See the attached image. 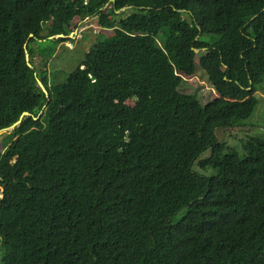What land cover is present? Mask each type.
Instances as JSON below:
<instances>
[{
    "label": "trees",
    "instance_id": "obj_1",
    "mask_svg": "<svg viewBox=\"0 0 264 264\" xmlns=\"http://www.w3.org/2000/svg\"><path fill=\"white\" fill-rule=\"evenodd\" d=\"M90 15L47 86L28 43ZM263 79L264 0H0V264H264V137L215 133Z\"/></svg>",
    "mask_w": 264,
    "mask_h": 264
},
{
    "label": "rangeland",
    "instance_id": "obj_2",
    "mask_svg": "<svg viewBox=\"0 0 264 264\" xmlns=\"http://www.w3.org/2000/svg\"><path fill=\"white\" fill-rule=\"evenodd\" d=\"M123 8L127 11L129 7ZM70 28L71 31L65 34L62 39H53L47 36L41 40H32L28 43L33 50L30 59L36 67V73L38 76L44 77L47 86L62 81L66 73L80 62L88 46L107 34L105 32L107 28L100 30L96 17L92 15L83 19L74 18ZM40 49L45 51L43 54L48 53L46 55L48 59L44 66V60L42 61L41 57H45V55L40 56L38 54ZM42 67H44V70L39 69ZM185 79V88L183 84L181 86L187 91L193 92L200 102L203 103L214 96V90L210 87L205 79L204 71L199 66H196L195 72L185 77ZM39 86L44 91L43 86L41 84ZM253 94L256 102L250 114L242 120L241 124L215 129L217 139L223 142L224 146L233 147L239 153L241 152V143L246 137H264V79L256 85ZM126 101L131 102V100ZM3 131L0 130V136ZM192 167L198 172L208 173L207 168H195V163Z\"/></svg>",
    "mask_w": 264,
    "mask_h": 264
},
{
    "label": "water",
    "instance_id": "obj_3",
    "mask_svg": "<svg viewBox=\"0 0 264 264\" xmlns=\"http://www.w3.org/2000/svg\"><path fill=\"white\" fill-rule=\"evenodd\" d=\"M126 6H129V5H126ZM126 6H122L121 8L126 7ZM57 35H63V34H61V33L55 34V36H57ZM193 50L196 51L197 48L193 47ZM24 58H25V60H26V63L29 64V62H28V58H29V57H28V55H27L26 52L24 53ZM38 83L40 84L39 80H38ZM27 113H28L27 111L23 110V111L20 113V115L18 116V118H17L14 122H12V123H11L9 126H7V127H3V128H1L0 130L11 129V128H12V127L18 122V120L20 119V117H21L23 114H27Z\"/></svg>",
    "mask_w": 264,
    "mask_h": 264
}]
</instances>
